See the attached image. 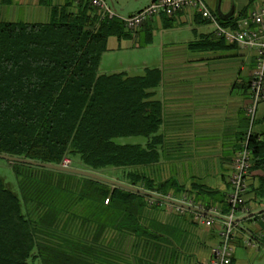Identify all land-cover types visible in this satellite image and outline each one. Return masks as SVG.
Segmentation results:
<instances>
[{
  "label": "trees",
  "instance_id": "obj_1",
  "mask_svg": "<svg viewBox=\"0 0 264 264\" xmlns=\"http://www.w3.org/2000/svg\"><path fill=\"white\" fill-rule=\"evenodd\" d=\"M92 9L86 1L77 12L46 22L0 18V152L54 163L69 159L71 166L103 175L111 168L117 180L161 195L172 189L228 212L229 194L221 190L195 180L185 188L173 177L155 182L145 174L164 143L162 104L155 97L161 72L100 73L107 36L131 29ZM218 38L217 44L225 41ZM131 135L144 141L117 140ZM247 147L250 170L257 172L251 190L264 202V129L248 134ZM10 164L18 189L0 175V264H104L114 235L142 242L158 236L151 211L162 200L77 173Z\"/></svg>",
  "mask_w": 264,
  "mask_h": 264
},
{
  "label": "crops",
  "instance_id": "obj_2",
  "mask_svg": "<svg viewBox=\"0 0 264 264\" xmlns=\"http://www.w3.org/2000/svg\"><path fill=\"white\" fill-rule=\"evenodd\" d=\"M86 1L0 0V18L46 22L63 12H77ZM106 1L116 13L127 16L153 0ZM205 1L222 21L247 15L264 4V0ZM91 11L98 9L93 6ZM218 39L214 24L191 8L170 16L155 14L125 35H108L98 70L140 74L146 67L159 68L155 97L162 104L164 143L160 160L152 164L164 170L159 179L173 177L185 188L195 180L228 194L232 163L249 126L246 107L251 103L255 51L229 41L217 44ZM256 107L251 132L259 133L264 129V100ZM256 173L249 170L245 204L233 216L239 220L231 232V264H264V202L255 199L251 190ZM166 195L203 210L214 207L222 217L212 216L211 224H206L207 214L165 200L154 203L151 213L158 222V236L145 242L127 236L125 245H111L108 264H208L210 248L220 244L227 212L222 213L217 204H197L182 192Z\"/></svg>",
  "mask_w": 264,
  "mask_h": 264
},
{
  "label": "built area",
  "instance_id": "obj_3",
  "mask_svg": "<svg viewBox=\"0 0 264 264\" xmlns=\"http://www.w3.org/2000/svg\"><path fill=\"white\" fill-rule=\"evenodd\" d=\"M88 2L102 14L119 17L124 27L131 30L137 29L142 21L155 14L164 13L170 16L184 8H191L195 12H199L211 24H214L216 34L224 38L225 41L237 43L241 47H248L255 51V66L252 69L249 83L251 103L246 107L249 126L245 135V143L238 150L237 156L232 163L233 170L229 176L231 190L227 197L230 209L225 214L227 219L224 220V226L219 233L221 241L220 244L210 248L211 257L208 261V264H231L233 250L230 241L232 239V228L234 227L231 219H233L236 211L245 204L244 191L247 189V174L250 170L252 159L251 150L247 147V138L254 124L256 106L258 102L264 100V4L247 15L235 18L231 24L224 25L217 18V15L209 10L205 0H153L134 13L127 14V16H121L116 13L106 0H88ZM209 210L216 212L214 207L209 208ZM212 220V216L207 215L204 223L211 224Z\"/></svg>",
  "mask_w": 264,
  "mask_h": 264
},
{
  "label": "water",
  "instance_id": "obj_4",
  "mask_svg": "<svg viewBox=\"0 0 264 264\" xmlns=\"http://www.w3.org/2000/svg\"><path fill=\"white\" fill-rule=\"evenodd\" d=\"M0 158L2 159H7L9 161H20V162H24V163H28V164H35V165H39V166H42V167H49V168H52V169H56V170H63V171H68V172H71V173H77V174H81V175H84V176H88V177H93L97 180H100V181H105V182H108V183H111L115 186H121L123 188H126L128 190H131V191H136V192H139L141 194H144V195H149V196H152L156 199H159V200H165L171 204H174V205H179L181 207H184V208H187V209H193V210H196V211H199V212H202L203 214H207V215H210V216H213V217H220L221 215L215 213V212H212L210 210H203V209H200L199 207L197 206H194L192 205L191 203H186L185 201H182V200H179V199H174L170 196H167V195H161L159 193H156L155 191H151V190H146L142 187H139L135 184H129V183H126L124 181H121V180H117V179H114V178H111L107 175H103L99 172H96L94 170H87V169H84V168H81V167H77V166H71L69 165L67 162L65 161H62L61 163H54V162H50V161H40V160H37V159H34V158H27V157H23V156H15V155H11L9 153H2L0 152ZM222 217V216H221ZM224 219H227L226 217H224ZM237 220L239 219H236V218H233L231 219V222H236Z\"/></svg>",
  "mask_w": 264,
  "mask_h": 264
},
{
  "label": "rangeland",
  "instance_id": "obj_5",
  "mask_svg": "<svg viewBox=\"0 0 264 264\" xmlns=\"http://www.w3.org/2000/svg\"><path fill=\"white\" fill-rule=\"evenodd\" d=\"M117 140L118 141H122V142H131V141L143 142L144 141L143 137H141V136H133V135H131V136H121V137H118ZM64 161L69 164V159H64ZM144 172H145L146 175H148L150 178H152L155 182L161 181L159 178L164 176V170L163 169L160 170L158 168V170H157V168H153L152 165H148V166L144 167ZM167 172H168V169H167ZM161 173H162V176H160ZM0 175L4 178V180L7 182V184L10 187H12L13 189H15L17 191L18 187L16 186V177H15V174L11 170V164H10L9 160L0 158ZM108 175H110L111 178L116 179L115 178L116 176L113 173V169H111V168H110V173ZM76 185H80L79 184V180L77 182L75 181V186ZM74 188H76V187H74ZM168 193L172 194L173 193L172 189H170L168 191ZM113 238L114 239L112 240V245L121 246V243H122V245H125L127 243L126 238H128V237H122L120 240H118L117 238H119V237H115V235H114ZM109 261L110 260L107 259V262L104 263V264H108Z\"/></svg>",
  "mask_w": 264,
  "mask_h": 264
}]
</instances>
